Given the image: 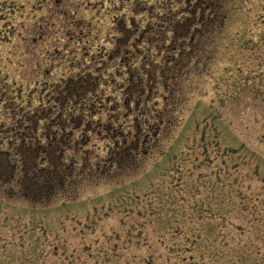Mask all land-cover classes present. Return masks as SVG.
I'll return each mask as SVG.
<instances>
[{"label": "rangeland", "instance_id": "rangeland-1", "mask_svg": "<svg viewBox=\"0 0 264 264\" xmlns=\"http://www.w3.org/2000/svg\"><path fill=\"white\" fill-rule=\"evenodd\" d=\"M213 1L215 28L167 70L174 122L43 204L19 194L20 109L87 76L102 121H152L165 59H180L166 21L196 0H0V264H264V0ZM140 89L147 102L125 106ZM108 142L91 133L88 159L66 160L91 165Z\"/></svg>", "mask_w": 264, "mask_h": 264}, {"label": "trees", "instance_id": "trees-1", "mask_svg": "<svg viewBox=\"0 0 264 264\" xmlns=\"http://www.w3.org/2000/svg\"><path fill=\"white\" fill-rule=\"evenodd\" d=\"M211 2L214 1L196 0L193 6L180 11L185 13L182 18L166 21L174 32L170 43L171 48L178 50L180 59H177L175 54L165 59L167 63L161 69L164 78L161 79V86L165 93L162 99L165 107L164 110H155L152 121L149 122L147 118L145 120L135 118L130 125H125L123 121L120 123L110 120L102 121L100 116L95 115L98 113L95 106H100L103 101V99H97L100 95V83L96 78L91 79L87 76L77 80L79 88H72L70 81H67L64 88L57 89L51 101L47 100V105L28 109V111H23V107H20L19 131L14 134H18L19 155L22 156L19 159L17 177L21 196L34 203L42 202L43 204L51 202L58 196L71 199V195H76L77 190H74L75 193L72 194L68 190L69 186L80 177L83 178L84 175L92 178L99 175L111 177L116 172V165H126L129 161H134L138 155L144 154L143 146L150 141L145 139V136L150 135L152 139L158 137L159 133L167 129L175 119L169 115L170 109H168L169 98L173 96L175 90L173 85L177 79L174 70L167 72L170 63L174 66L179 65L182 55L185 54L186 49H190L189 47L197 50L207 29L215 28V22L211 23V19L223 15V10L216 9ZM133 78L130 73L128 80ZM137 79L139 83L144 84L143 77H137ZM147 100L144 89H140V93L138 95L136 93V96H133L132 92L127 93L123 104L129 106L133 101L136 107ZM143 126L146 129H143ZM14 129L12 127L9 130L14 131ZM75 131H78V134H75ZM91 133L109 142L106 154L97 155V159L91 165L86 166L84 162L88 159L90 151L85 148L91 141ZM24 148H27V152ZM68 149L81 152L84 159L83 165L76 167L78 159L75 156H69V160H66ZM3 154L5 155L4 152ZM3 166L4 168L9 167L6 177L10 176L12 169L16 167V165Z\"/></svg>", "mask_w": 264, "mask_h": 264}]
</instances>
